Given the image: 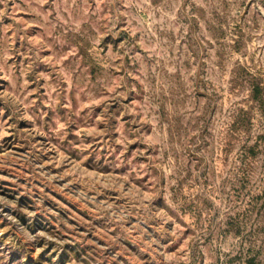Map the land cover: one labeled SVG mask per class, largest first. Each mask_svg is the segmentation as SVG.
<instances>
[{"label": "rangeland", "instance_id": "1", "mask_svg": "<svg viewBox=\"0 0 264 264\" xmlns=\"http://www.w3.org/2000/svg\"><path fill=\"white\" fill-rule=\"evenodd\" d=\"M0 264H264V0H0Z\"/></svg>", "mask_w": 264, "mask_h": 264}]
</instances>
